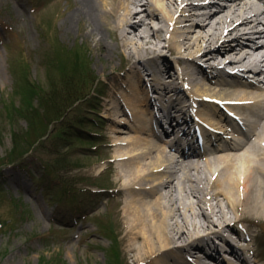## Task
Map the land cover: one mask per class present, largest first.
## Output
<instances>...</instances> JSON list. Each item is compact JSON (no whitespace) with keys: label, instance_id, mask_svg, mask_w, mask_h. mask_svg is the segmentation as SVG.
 <instances>
[{"label":"bare ground","instance_id":"bare-ground-1","mask_svg":"<svg viewBox=\"0 0 264 264\" xmlns=\"http://www.w3.org/2000/svg\"><path fill=\"white\" fill-rule=\"evenodd\" d=\"M74 3L75 8L55 26L54 42L60 40L64 45L55 44L69 51L70 35L78 24L83 35L97 38L98 52L106 60L104 70L116 68L115 58L120 57L130 67L128 76L132 74L124 87L122 103L126 102L132 112L125 114L134 135L116 140L117 145L126 141L129 148L117 152L114 167L119 168L115 183L128 196L122 229L132 240L134 263L149 264L161 257L156 264H171L173 260L167 259L175 256L174 264H204L203 256L210 261L224 253L222 264H250L248 255L236 247L234 240L245 243L250 236L237 231V224L251 218L258 223L264 218V89L250 83L244 85L239 75L232 80L223 79L226 76L223 66L249 70L254 77H261L264 46L258 41L264 39V0H76ZM107 35L115 44L107 40ZM50 41L45 35L44 52L52 49L57 56L61 54ZM166 48L182 64L175 81H162L163 72L174 70L173 62L163 53ZM201 60L215 69L217 77L200 68ZM154 73L159 76L152 78ZM207 74L210 82L212 76L222 79L219 91L216 90L219 86L206 82ZM148 76L151 85L146 83ZM184 83L189 86L188 93L183 90ZM153 91L157 96L152 97L162 100L160 110L149 108L150 102H154L150 97ZM183 94L192 101L190 110L187 104L180 109L178 99ZM205 98L234 100V105H244L233 107V111L239 112L251 127V137L239 145H228L229 149L216 148L215 152L207 153L204 164L186 161L183 153L172 151L175 144L152 138L153 118L159 114L163 120L179 118L178 126L182 127L177 130L187 134L195 135L196 126L201 128L203 123L221 131L223 125L216 122V108L203 107ZM199 106L203 107L200 112ZM175 108L178 110L173 111ZM192 109L199 121L191 117ZM186 145L181 142L176 147L184 151ZM214 237L223 242L222 247Z\"/></svg>","mask_w":264,"mask_h":264},{"label":"rangeland","instance_id":"rangeland-1","mask_svg":"<svg viewBox=\"0 0 264 264\" xmlns=\"http://www.w3.org/2000/svg\"><path fill=\"white\" fill-rule=\"evenodd\" d=\"M74 2L0 0V264H135L122 229L128 196L114 167L117 152L129 148L116 140L134 135L131 123L116 125L130 121L119 104L130 67L117 57L116 68L104 70L97 38L78 24L69 51L58 46L61 57L42 48L45 35L64 45L54 43L55 26ZM163 53L176 61L173 51ZM70 91L79 101L66 111ZM257 221L246 223L264 264V218Z\"/></svg>","mask_w":264,"mask_h":264},{"label":"trees","instance_id":"trees-1","mask_svg":"<svg viewBox=\"0 0 264 264\" xmlns=\"http://www.w3.org/2000/svg\"><path fill=\"white\" fill-rule=\"evenodd\" d=\"M74 92L73 91H70L69 93H68V95H71L72 96V98H69V105L70 106H72V105H74V104H76L79 100H73V96H74ZM69 106V107H70ZM69 107H67V109H65L66 111L68 110V108ZM63 107L61 106V107H59L58 109H57V113L59 114V115H57V118L56 119H59L58 120V122L57 123H59V121H60V119L62 118V117H64L65 116V114H60L62 111H64L63 109H62ZM91 110H93V109H91ZM60 112V113H59ZM64 113V112H63ZM56 121V120H55ZM17 149L15 148L14 150H13V152H11V155L10 156H13L14 155V157L16 156V154H17ZM24 154H21V156H23ZM18 158L16 157L15 158V160H17ZM10 162V161H9ZM4 164H6V163H4ZM3 164V165H4ZM1 165V164H0Z\"/></svg>","mask_w":264,"mask_h":264}]
</instances>
